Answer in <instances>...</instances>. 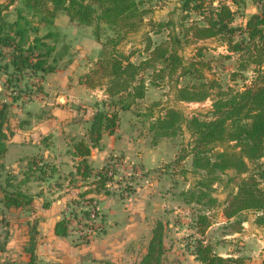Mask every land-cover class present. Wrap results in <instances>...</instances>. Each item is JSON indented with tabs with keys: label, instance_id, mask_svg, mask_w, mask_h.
<instances>
[{
	"label": "trees",
	"instance_id": "16d2710c",
	"mask_svg": "<svg viewBox=\"0 0 264 264\" xmlns=\"http://www.w3.org/2000/svg\"><path fill=\"white\" fill-rule=\"evenodd\" d=\"M145 6L137 0H0V76L10 90L19 93L11 95L13 103L42 93L41 85L32 82L45 81L57 73L64 55L58 48V16L65 15L75 27L92 30L100 50L77 82L89 90L102 89L104 98L102 109L98 105L83 138L74 145L81 161L70 183L78 178L93 179L98 189H105L112 181L106 175L108 167L93 170L87 157L92 148L100 147L103 135L116 134L121 113L137 106L149 87L167 89L181 102L210 101L209 111L188 118L167 109L152 120L149 130L155 143L177 136L184 128L189 140L182 146V158H190L194 172L205 173L196 183L200 189L189 191L190 202L186 203L198 205L206 200L202 205H207L208 211L192 214L190 229L198 237L185 245L186 250L200 264H243L239 259L217 255L205 233L212 225L208 213L218 205L211 188L219 175L228 171L239 181L219 205L226 220L224 230L240 233L249 213L254 215V224L264 229V0H258L257 13L241 26H234V22L246 9L247 0H179V14L155 33L164 37L159 41L148 37L142 49L126 54L117 47L141 27L150 13ZM207 41L216 42L226 54L214 59L207 53L209 47L197 46ZM192 45V56L185 58L182 53ZM231 59L235 68L224 80L217 73V63ZM4 123L0 120V157L6 152ZM40 163L37 157L28 162L25 175L29 179L47 181L50 177L49 169L44 170L46 166ZM8 181L6 185L11 187ZM7 187L2 190L4 207L30 204L16 187L11 193ZM56 233L67 235L63 221ZM1 234L0 255L7 242V232ZM164 235L165 225L157 221L139 264L161 263ZM31 236L25 250L27 264H36L34 234Z\"/></svg>",
	"mask_w": 264,
	"mask_h": 264
},
{
	"label": "crops",
	"instance_id": "0c3cea01",
	"mask_svg": "<svg viewBox=\"0 0 264 264\" xmlns=\"http://www.w3.org/2000/svg\"><path fill=\"white\" fill-rule=\"evenodd\" d=\"M246 20L244 18L243 25ZM59 97L62 96L55 100L56 107L64 105L58 102ZM16 113L9 121V129H5L6 152L0 157V174L6 169L5 166H16V171L22 167L20 171L26 173L28 162L37 157L41 159L40 164L46 166L43 169L48 168L51 172L47 181L62 183L55 193L60 198L56 201L57 206L41 209L45 214L41 216L38 235L34 239L36 264H139L148 250L157 221L165 225L164 257L175 264H200L184 248V244L198 237L190 229L192 216L188 209L178 204L175 191L161 188L159 175L146 174L127 199L99 195V207L106 227L97 237L77 242L68 235H58L56 227L64 208L80 198L79 194L86 198L95 196L96 185L91 184L93 179L78 178L70 183L81 161L75 155L74 145L84 134L78 131L76 121L71 122V117H63V112L59 110L26 109ZM91 116L85 119L86 129ZM148 151L153 152L139 143L126 142L117 133L103 135L100 147L91 149L87 162L93 170H100L106 165L107 158L125 155L131 157L132 161H141L147 171L160 160ZM162 176L171 182L168 175ZM217 213V219L212 220L205 233V239L213 245L214 252L223 258L239 259L243 264H264V229L253 223L254 217L243 224L240 233H222V230L218 233V228L226 220L221 209ZM215 238L221 240L218 245L214 244ZM28 260L27 256L26 262Z\"/></svg>",
	"mask_w": 264,
	"mask_h": 264
},
{
	"label": "rangeland",
	"instance_id": "374dc122",
	"mask_svg": "<svg viewBox=\"0 0 264 264\" xmlns=\"http://www.w3.org/2000/svg\"><path fill=\"white\" fill-rule=\"evenodd\" d=\"M137 1H143L150 13L141 27L137 31L129 33L118 45L117 48L126 54L142 49L146 42L145 39L148 37L152 41H159L165 34L157 35L155 33L159 29H163L162 26L165 23L172 18L175 19L179 14V0ZM257 2L258 0H247V7L243 14L236 18L234 26L243 25L244 18L247 19L250 15L257 13ZM56 27L61 34L58 44L59 52L64 53V55L60 62L61 69L57 73L49 75L45 81L41 82L39 79H36L32 82L41 85L39 87L40 89L42 87V93L32 95L30 98L23 97L18 103H13L11 95H19V93L10 90L4 83V76H0V120L5 122V129H9V121L13 118V115H17V111L19 112L26 109L41 111L59 110L63 112V117H71V122L76 121L77 129L78 131L81 130L83 135L86 132L84 124L85 119L89 115L95 113L98 105L99 109H102L100 102L104 98V91L100 88L89 90L79 85L77 82L78 77L85 73L87 64L97 57L100 50V45L92 36V30L90 28L75 27L68 21V18L62 14L59 15L56 20ZM197 46L209 47L210 51H207V53L213 56L214 59H217L218 55L226 54L224 48L217 45L214 41L198 43ZM193 47L192 45L187 48L182 55L185 56V58H190L193 54ZM216 47L217 49L213 50V48ZM217 66L219 67L217 73H221V77H223L224 80L229 79L227 75L232 73L235 68L233 59L220 60ZM238 83V85H241L242 82L239 81ZM58 96L65 98L62 107L55 106V100ZM210 106V101L191 103L177 101L174 95L167 89L149 87L145 98L138 102L137 106H134L130 111L121 113V124L116 133L128 143L132 142L134 145L139 143L140 145L146 146V148H150L153 152H148L160 158L155 167L147 171L144 170L141 161H132V158L129 156L125 157V155H119L107 158L105 166H109L117 160H125L128 165L129 163H134V166L141 171L137 177L134 169L131 172H127L128 169L125 168L124 173L128 176L122 181L121 186L123 187V185H125L124 190L128 195H131L135 189L138 188L139 181H141L146 174H154L159 175L161 179L159 182H161L162 189H172L175 191L178 204L181 203L183 207L188 209L190 216H192L193 213L207 210V205H202L206 200H202L203 202L198 205L194 202L190 204L186 203L190 202L188 192L200 189L197 188L196 183L205 177V173L193 171L190 158H182L184 149L182 146L188 143L189 134L183 128L182 132L178 133L177 136L162 138L154 143L152 140L153 135L149 128L152 120L163 115L167 109L177 110L184 117L188 118L195 114H205L209 111ZM68 131L70 132V130ZM5 167L6 169L0 174V233L3 235L4 232H7V242L5 252L0 255V264H27L25 250L27 249V245L29 244V247L31 244V235L34 234V239L38 235V224L42 219L41 216L45 214L41 209H46L48 206H57L56 201L60 198L58 196L59 194L55 195V193L60 187L59 184L61 182L56 185V182L51 184L47 181H35L33 178L29 179V176L25 175V171H20L22 167H18L19 171H16V166L11 168ZM162 175H168L171 182H169L167 178L164 179ZM238 179L239 178L235 177L234 172L228 171L226 174L219 175V181L212 186L210 194L218 202V205L215 206L213 211L209 214L212 220L217 219V212L221 209L219 205L225 201L228 193L232 191L233 186L238 183ZM6 180H9L8 184L12 185L11 187H7ZM113 185L115 186V184ZM173 186L175 187L173 188ZM6 187L9 193L15 190L14 187H16L20 193L30 199V204L20 208L4 207V194L2 190ZM119 190L117 187L115 188L113 186L110 188L106 187L105 189L95 188V196L89 199L96 201L98 205L99 195L117 196L123 199V197L119 195ZM43 192L47 195H44ZM252 216L254 217V215L250 213L245 214L247 221ZM223 227L224 226H220L217 232L220 233L221 230L222 233L228 231L224 230ZM215 239L216 242H214V244L218 245L221 240H217L218 238ZM186 244H184V248ZM173 262L174 261H168L166 257L163 256L160 264H175Z\"/></svg>",
	"mask_w": 264,
	"mask_h": 264
},
{
	"label": "built area",
	"instance_id": "2783aa9c",
	"mask_svg": "<svg viewBox=\"0 0 264 264\" xmlns=\"http://www.w3.org/2000/svg\"><path fill=\"white\" fill-rule=\"evenodd\" d=\"M107 167L106 175L112 179V182H109L106 187H117L118 190L120 189L119 195L127 199L129 195L124 190L125 185L121 186L122 181L128 176L124 170L127 168L129 170L127 172H131L134 169L137 177L141 171L134 166V163L128 165L125 160L114 161ZM61 221L66 225L67 235L77 242H86L97 237L106 227V221L99 205L96 201L86 197H80L67 205L63 210Z\"/></svg>",
	"mask_w": 264,
	"mask_h": 264
},
{
	"label": "water",
	"instance_id": "95a60500",
	"mask_svg": "<svg viewBox=\"0 0 264 264\" xmlns=\"http://www.w3.org/2000/svg\"><path fill=\"white\" fill-rule=\"evenodd\" d=\"M64 100H65L64 97H59L58 102H59L60 104H63V103H64Z\"/></svg>",
	"mask_w": 264,
	"mask_h": 264
}]
</instances>
